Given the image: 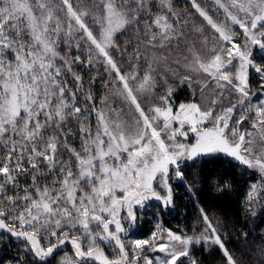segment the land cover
Instances as JSON below:
<instances>
[{
    "label": "snow or ice",
    "instance_id": "snow-or-ice-1",
    "mask_svg": "<svg viewBox=\"0 0 264 264\" xmlns=\"http://www.w3.org/2000/svg\"><path fill=\"white\" fill-rule=\"evenodd\" d=\"M221 157L259 173L255 216L264 0H0V264H241L210 210L191 234L162 223Z\"/></svg>",
    "mask_w": 264,
    "mask_h": 264
},
{
    "label": "trees",
    "instance_id": "trees-1",
    "mask_svg": "<svg viewBox=\"0 0 264 264\" xmlns=\"http://www.w3.org/2000/svg\"><path fill=\"white\" fill-rule=\"evenodd\" d=\"M188 0H174L177 11L185 9ZM188 11H192L189 7ZM132 35L131 33L128 36ZM142 35V33H141ZM128 36L119 39L123 44ZM156 51H160L156 49ZM127 67V65H125ZM253 90H258L253 84ZM187 99V92H181L178 96L180 100ZM199 171L204 178L199 184L193 187V194L196 195L197 204H193V199L182 186L176 197L175 211L162 219L163 226L174 231H183L191 234V230L196 227L197 207H204L210 210V215H215L220 219L221 231L225 234L226 245L229 250L238 258L241 264H264L257 249L264 247V206H256L255 216L246 210L244 193L250 183L258 182L260 175L254 174L250 170H245L243 166H237L226 157L212 160H201L196 169H189L186 173L188 183H191V172ZM221 178H226L231 185V190L225 193L214 190L215 183ZM175 191V184H174ZM150 219V217H145ZM149 224L143 229V237L147 238L152 230ZM13 248L4 249L0 244V258H10L15 255ZM197 258L203 264H220L221 252L215 251L209 254L207 251L196 249Z\"/></svg>",
    "mask_w": 264,
    "mask_h": 264
},
{
    "label": "rangeland",
    "instance_id": "rangeland-1",
    "mask_svg": "<svg viewBox=\"0 0 264 264\" xmlns=\"http://www.w3.org/2000/svg\"><path fill=\"white\" fill-rule=\"evenodd\" d=\"M254 91H255V92H259V89H258V90L256 89V90H254ZM250 171H251V170H250ZM251 172H252V171H251ZM256 174H258V175H259V173H256Z\"/></svg>",
    "mask_w": 264,
    "mask_h": 264
}]
</instances>
